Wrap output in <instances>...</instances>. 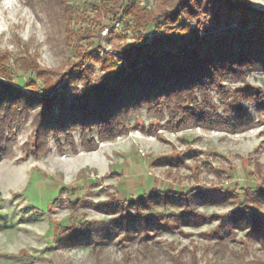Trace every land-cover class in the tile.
<instances>
[{"label":"rangeland","instance_id":"374dc122","mask_svg":"<svg viewBox=\"0 0 264 264\" xmlns=\"http://www.w3.org/2000/svg\"><path fill=\"white\" fill-rule=\"evenodd\" d=\"M249 1L264 11V0ZM133 2L127 10L128 0H64L62 6L0 0V56L10 74L2 81L26 93L43 88L48 83L29 71L32 62L58 75L83 64L92 80L104 76L111 62L91 60L96 53L90 52L112 56L137 34L152 36V22L140 32L137 24L167 7L166 0ZM246 82L264 93L260 68ZM73 90L80 93L81 82L70 85ZM166 119V111L160 116L142 107L128 115L124 134L111 140L93 134L94 150L81 147L75 129V151L63 137L57 143L50 136L37 153L30 114L0 159V264H264V240L228 218L238 200L264 188V114L239 133L175 131ZM195 187L237 198L214 205L190 198L192 212L211 218L180 221V209L164 203L165 193ZM259 212L264 216V205ZM146 217L152 220L147 234L137 224Z\"/></svg>","mask_w":264,"mask_h":264},{"label":"trees","instance_id":"16d2710c","mask_svg":"<svg viewBox=\"0 0 264 264\" xmlns=\"http://www.w3.org/2000/svg\"><path fill=\"white\" fill-rule=\"evenodd\" d=\"M55 2L65 4L64 0ZM128 2L127 10L135 6L133 0ZM165 3L166 8L137 24L139 30L152 22V36L137 34L132 44L112 56L90 52L96 53L91 60H102L105 65L111 62L105 68L107 73L96 80L83 64L58 75L32 62L29 71L48 84L26 93L2 81L10 74L0 56V159L8 157L20 125L30 114L37 153L50 136L57 143L63 137L75 151L71 137L75 129L80 131L81 147L94 150L93 134L102 140L124 134L128 115L142 107L160 116L166 111V122L175 131L200 127L239 133L254 128L264 114V93L250 86L246 78L257 67L264 73V11L249 0ZM104 5L101 3L103 9ZM63 9L64 13L69 10L66 5ZM77 82L82 84L80 93L69 91ZM226 83L241 86L230 89ZM234 197L226 190L214 193L195 187L173 196L165 193L164 203L179 208L175 216L183 221L199 216L192 212L190 198L214 205L233 202ZM238 201L229 220L243 222L248 225L246 233L264 240V216L259 212L264 188ZM209 218L199 216L198 220L207 223ZM137 224L147 234L152 220L146 217Z\"/></svg>","mask_w":264,"mask_h":264},{"label":"built area","instance_id":"2783aa9c","mask_svg":"<svg viewBox=\"0 0 264 264\" xmlns=\"http://www.w3.org/2000/svg\"><path fill=\"white\" fill-rule=\"evenodd\" d=\"M115 29L119 28L120 27V23L119 22H116L113 26ZM109 33V28L107 27H104L102 30H101V35L102 36H107V34Z\"/></svg>","mask_w":264,"mask_h":264}]
</instances>
